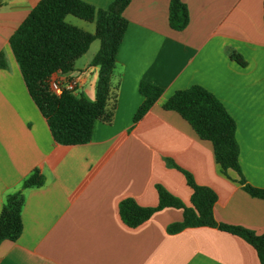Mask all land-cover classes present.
<instances>
[{"label": "crops", "instance_id": "obj_1", "mask_svg": "<svg viewBox=\"0 0 264 264\" xmlns=\"http://www.w3.org/2000/svg\"><path fill=\"white\" fill-rule=\"evenodd\" d=\"M40 1L0 0V53L7 63L0 68V214L7 195L20 190L34 170L46 179L25 190L23 232L17 241L0 244V264H260L251 244L217 228L170 233L168 226L183 220L182 209L165 208L131 228L119 204L133 198L156 207L161 185L191 205L186 171L215 191L219 222L264 233V200L248 194L235 171L224 175L213 144L178 112L164 108L176 91L194 85L213 93L237 123L245 178L264 189V0H183L190 13L183 31L170 27L171 0H132L117 54L114 121H97L91 141L72 146L54 140L10 45ZM83 1L107 9L114 0ZM67 21L96 31L95 23L72 16ZM231 51L246 65L232 59ZM93 57L78 59L73 72H57L52 79L75 82V93L93 101ZM142 81L164 92L135 123L144 102Z\"/></svg>", "mask_w": 264, "mask_h": 264}, {"label": "trees", "instance_id": "obj_2", "mask_svg": "<svg viewBox=\"0 0 264 264\" xmlns=\"http://www.w3.org/2000/svg\"><path fill=\"white\" fill-rule=\"evenodd\" d=\"M131 1L114 0L107 9H98L83 0H41L10 38L30 96L57 143L67 146L87 144L92 139L97 121L113 123L120 86L115 80L117 54L129 24L124 11ZM68 16L95 23L96 31L91 33L69 23ZM189 22L188 6L183 0H171L170 27L183 31ZM96 40L100 41V48L91 61V65L98 68L95 99L90 101L84 95L69 90H63L60 95L53 93L49 85L52 75L73 72L76 61L88 52ZM230 56L241 65H246L239 53L231 51ZM6 67L4 55L0 53V68ZM139 89L144 102L134 117L135 123L144 117L164 92L161 87L146 81L140 83ZM164 108L178 112L200 138L213 144L216 162L224 175L235 171L242 188L252 197L264 200V189L251 185L242 172L237 123L213 93L194 85L176 91ZM168 162L175 166L170 160ZM183 172L192 189L191 205H186L163 186L157 185L158 206L144 207L135 199L126 198L119 204L122 221L131 228H137L165 208L182 209L183 220L170 224V233L192 227L217 228L246 240L256 250L260 264H264V233L257 234L240 225L219 222L215 217V191L198 185L192 174ZM45 181V176L36 169L24 180L20 190L7 195L0 214V244L15 242L21 236L25 190L39 188Z\"/></svg>", "mask_w": 264, "mask_h": 264}, {"label": "built area", "instance_id": "obj_3", "mask_svg": "<svg viewBox=\"0 0 264 264\" xmlns=\"http://www.w3.org/2000/svg\"><path fill=\"white\" fill-rule=\"evenodd\" d=\"M49 85H50V90L57 95L62 94L63 90L76 92L75 82H67L66 84H61L58 81L51 78L49 81Z\"/></svg>", "mask_w": 264, "mask_h": 264}, {"label": "rangeland", "instance_id": "obj_4", "mask_svg": "<svg viewBox=\"0 0 264 264\" xmlns=\"http://www.w3.org/2000/svg\"><path fill=\"white\" fill-rule=\"evenodd\" d=\"M73 18H75V17H73ZM99 48H100V41L99 40L94 41L92 43L89 51L86 53V55H84L81 58V61L84 62L86 60V58H92L94 56V54L98 52Z\"/></svg>", "mask_w": 264, "mask_h": 264}]
</instances>
